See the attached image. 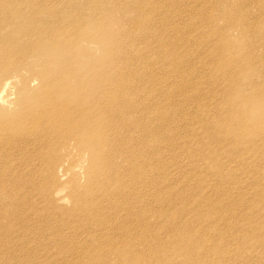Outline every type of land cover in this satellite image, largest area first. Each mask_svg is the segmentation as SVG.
Wrapping results in <instances>:
<instances>
[{"label": "bare ground", "instance_id": "6f19581e", "mask_svg": "<svg viewBox=\"0 0 264 264\" xmlns=\"http://www.w3.org/2000/svg\"><path fill=\"white\" fill-rule=\"evenodd\" d=\"M106 1L0 0V67L36 55L43 81L0 113V264H264V0H109L132 53L93 20ZM60 148L88 157L70 205Z\"/></svg>", "mask_w": 264, "mask_h": 264}, {"label": "rangeland", "instance_id": "374dc122", "mask_svg": "<svg viewBox=\"0 0 264 264\" xmlns=\"http://www.w3.org/2000/svg\"><path fill=\"white\" fill-rule=\"evenodd\" d=\"M122 8L126 9V14L123 13ZM131 8L132 5H126V3L124 2L120 3L118 1L115 4H112L109 0H107L106 3H103L100 7L95 8L92 14V18L98 25H107L109 28L115 29L116 37L119 41L120 34H123L126 29L125 18L129 16ZM86 27L87 25L79 29V36L75 39V48L71 54V57L76 61L75 66H79L82 69L90 66V64L92 63L90 62V60L98 56L100 53L99 39H97V37L94 38L91 36H86L84 34V31H86ZM130 30L131 32L134 31L132 28H130ZM229 34L230 33H228V36ZM187 35L192 36V34L188 33ZM46 39L47 37L38 40L37 44H39V46L41 47L44 46V42H46ZM132 42V37L125 38L124 40L122 38L119 42L118 48L123 50L124 52H129L132 48ZM234 43L238 42L234 41ZM133 51L134 48L131 49V53ZM120 54L121 52H117L114 55L115 60L120 57ZM35 58H37V56L31 54L29 56H26V58L13 60L5 66L0 67L1 114L17 115L21 112L22 101L24 100L26 102H29L33 98V96H35L36 92L41 89L43 81L36 71V69H39L40 66L37 65L34 60L30 61ZM127 60L128 58L126 59V62ZM63 64L64 61L61 60L56 63V66H62ZM249 71L250 70L248 69L247 74L250 73ZM64 78H66L67 81L70 80V82H74V78L69 74V72L64 75ZM104 78L105 77H103L102 75L99 76L95 80L94 84L97 85L98 82L102 83ZM57 79V77H53L54 82H52V84L57 83L58 81L55 82ZM91 83H88V86H91ZM56 94L59 95V93ZM260 114H264V108L261 109L260 113H258L257 111L251 112L249 120H252L253 123V118L259 116ZM260 116L261 118L259 119V121L255 123V128L262 130L264 129V116ZM256 129L255 132L259 131ZM252 137L256 139L257 134ZM65 150L72 153L70 154L69 160L63 159L58 164L59 174L57 175V177L61 182H64L56 191L58 197H62V194L68 193V185L66 182L70 181L72 178L79 177L80 174H84V169L88 160L87 154H85L84 152L79 153L76 149L72 148H66ZM65 150L63 148H60L59 153L63 154ZM62 198L66 205L71 204V198L69 194ZM29 252H33L34 255H26ZM22 256L25 257V259L34 257L36 260L45 259L47 256L56 258V256L51 255L50 252H42L41 250L33 251L31 249L26 250V252Z\"/></svg>", "mask_w": 264, "mask_h": 264}]
</instances>
